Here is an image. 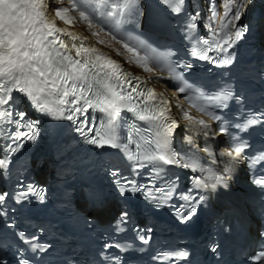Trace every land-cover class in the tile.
<instances>
[{
	"label": "snow or ice",
	"instance_id": "snow-or-ice-1",
	"mask_svg": "<svg viewBox=\"0 0 264 264\" xmlns=\"http://www.w3.org/2000/svg\"><path fill=\"white\" fill-rule=\"evenodd\" d=\"M158 2L168 13L183 18L180 30L193 45L190 56L210 61L218 67L233 63L235 57L229 49L248 31L246 25H237L248 0H208L204 16H201L203 9L196 0ZM72 13H78L79 21ZM139 15H142V9L137 0H68L67 5H64V0H57L55 4L52 0H0V139L5 141L0 144L3 151L0 174L7 170L12 156L23 147L24 140L34 142L37 139L40 116L72 121L74 124L79 121L75 131L86 143L119 149L132 162L133 170L151 165L150 173L159 176L165 171L164 166H175L199 173L192 178V188L188 193L179 194V199L186 204L176 210V215L186 223L204 201L202 195L193 196L192 189L215 190L218 184L227 187L228 176L219 175L214 170L218 157L225 165V173L244 160L248 161L250 168L257 164L264 168V153L249 157L248 143L230 131L246 132L250 127L264 124V112L250 113L232 124L224 121L217 110L228 107V101L233 98L230 87L225 86L217 94L195 90L184 80L183 72L177 70L180 67L191 69V63L181 65L171 59L175 55L171 49L161 53L144 40L124 36L117 31L120 24ZM57 21L68 27H60ZM109 21L112 25L109 35L131 54L129 63L137 65L145 73L156 72L158 82L171 81L176 92L183 94L187 107L180 102V96L176 98L179 119L172 113V102L166 94L149 86L152 77L134 74L109 53L96 47L97 44H105V40L97 39L89 43V36L72 30L78 22L91 28L94 23L105 25ZM202 26L210 30V38L202 39L197 34V29ZM136 27H139L138 19ZM100 30L103 31V27ZM99 35V31L91 32V36ZM116 55L121 53L116 51ZM25 101L38 116L29 115L22 106ZM192 109L202 116L193 115ZM96 113L100 114L99 122ZM122 113H131L135 121L144 122L143 126L133 123L122 136L118 131L120 121L128 123L127 116ZM182 122H186L185 148L178 151L172 143ZM212 122H215V127ZM193 133L203 138V145L196 143ZM217 137L226 139L219 141ZM221 143L224 147L214 150L213 144ZM111 174L118 176L117 172ZM252 182L264 187V175L253 178ZM117 183L122 194L145 191L143 185L138 188L130 180L124 184L117 180ZM177 187L176 180H173L166 188H155V193L159 195L147 190L145 198L156 207H163L176 194ZM29 194H34L40 201L45 199L44 192L32 185L12 197L8 192L0 191V217L8 215L4 206L9 198L19 202L27 199ZM127 217V211L121 212L116 221L117 231L122 230L119 225L126 222ZM18 236L31 243L23 232ZM260 236L264 237V232ZM139 239L147 244L150 237L140 235ZM113 246L123 250L120 244L105 245L106 248ZM36 247L33 244L32 250ZM187 255L186 251L162 252L156 258L166 261L183 259ZM114 259L118 264L119 258ZM248 260L251 264H264V244ZM0 264L7 262L0 259ZM18 264H29V261L20 258Z\"/></svg>",
	"mask_w": 264,
	"mask_h": 264
},
{
	"label": "bare ground",
	"instance_id": "bare-ground-1",
	"mask_svg": "<svg viewBox=\"0 0 264 264\" xmlns=\"http://www.w3.org/2000/svg\"><path fill=\"white\" fill-rule=\"evenodd\" d=\"M204 0H196V3L201 7V9H203L201 12L203 13V11H205V7H204V2H203ZM67 2H68V0H64V5H67ZM137 2L138 3H141V9L142 10H145V13H146V16H150V15H152V20L153 21H158L159 19H158V17L156 16V12H155V10H154V7L153 6H151V7H147V5L145 6L144 4H145V2H147V0H137ZM52 3L53 4H55V3H57V0H52ZM261 4V5H260ZM264 6V0H248V6H247V8H246V10H245V12H244V15L242 16V18H241V20L243 19V18H247V17H249V15L251 14V12L255 9V7L256 6ZM72 15H74V16H76V18H77V20L79 21V15H78V13H72ZM140 16V15H139ZM139 18V17H138ZM240 20V21H241ZM240 21H238L237 22V25H239L240 24ZM57 24L60 26V27H68L67 25H65L62 21H57ZM95 23L93 24V26L91 27V28H93V27H95ZM106 26H111V22L109 21L108 23H106L105 24ZM87 24H85V23H83V22H78V23H76L74 26H73V28H72V30L74 31V32H76V33H79V34H82V35H84V36H89V43H94L95 41H96V39L95 38H93V36H91V33L89 32V30L87 29ZM94 31H98V30H94ZM100 39H103V40H105L106 41V45L107 46H103V45H101V44H97L96 45V47H98V48H100L102 51H104V52H107V53H109L111 56H112V58L113 59H116V60H118V61H120L121 63H122V65H123V67L125 68V69H127V70H135V71H137V72H140V73H143V71L142 70H140V68L138 69V68H136L135 66H133L132 64H130L126 59H124V58H122L121 56H117L116 55V51H119L120 53H122V54H124V56H126V57H128L129 58V56L127 55V51H121L118 47H116V46H114L113 45V43L111 42L110 43V40H109V38L108 37H102V36H100ZM151 77V76H150ZM154 84H155V86L157 87V89L158 90H160L161 92H164V93H166L168 96H170V97H173L172 96V92L167 88L166 89V87H165V85L163 84V83H161V82H163V81H157L156 79H153V77H152V80H151ZM176 105V104H175ZM174 105V106H175ZM177 114H178V110H177V108H175V110H174ZM193 115H195V114H193ZM197 116V115H196ZM178 117H179V115H178ZM184 123H186V122H182L181 123V129H179V131H178V136H177V140H178V149L179 150H181V149H184L185 148V144H184V136H185V134H186V130H184ZM193 135V138H194V140L196 141V143L197 144H200V145H203V138L202 137H200L198 134H195V133H193L192 134ZM216 144H213V148H214V150H217L218 151V149L216 148V146H215ZM201 155H203L202 153H201ZM217 160H220V158L218 157L217 158ZM207 166V165H206Z\"/></svg>",
	"mask_w": 264,
	"mask_h": 264
}]
</instances>
